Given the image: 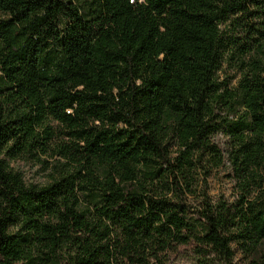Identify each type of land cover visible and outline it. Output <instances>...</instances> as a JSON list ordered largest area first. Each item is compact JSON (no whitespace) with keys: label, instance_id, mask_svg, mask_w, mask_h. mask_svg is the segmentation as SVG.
<instances>
[{"label":"trees","instance_id":"obj_1","mask_svg":"<svg viewBox=\"0 0 264 264\" xmlns=\"http://www.w3.org/2000/svg\"><path fill=\"white\" fill-rule=\"evenodd\" d=\"M202 161H227L236 204L187 202ZM231 244L264 264V0H0V264L230 261Z\"/></svg>","mask_w":264,"mask_h":264},{"label":"rangeland","instance_id":"obj_2","mask_svg":"<svg viewBox=\"0 0 264 264\" xmlns=\"http://www.w3.org/2000/svg\"><path fill=\"white\" fill-rule=\"evenodd\" d=\"M235 16H229L224 19L221 24V30L226 40L233 36L242 38V29L233 23ZM228 44L227 51H230L231 45ZM230 52L225 55V59L218 71L219 81L228 86H234L239 77V71L236 67V61L229 57ZM217 143L223 149L225 138L222 135L216 137ZM171 153H176V140L169 141ZM10 166L19 171L27 184L44 185L48 181V171L44 170L40 164L29 159H17L9 162ZM205 161L198 165L194 171L195 193L187 197V202L193 207L198 208L204 201L216 204L224 202L227 206L236 204L240 191L237 187L233 172L231 171L227 161L218 167H208ZM206 170L208 172H206ZM233 250L232 260H226L215 253L198 255L194 252L192 246H182L177 253L171 256L169 264H246L247 258L243 252L234 244H231Z\"/></svg>","mask_w":264,"mask_h":264}]
</instances>
